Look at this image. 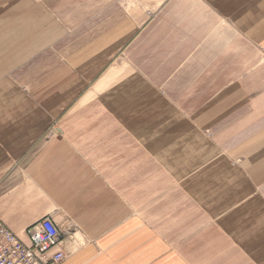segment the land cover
<instances>
[{
  "label": "crops",
  "instance_id": "crops-1",
  "mask_svg": "<svg viewBox=\"0 0 264 264\" xmlns=\"http://www.w3.org/2000/svg\"><path fill=\"white\" fill-rule=\"evenodd\" d=\"M57 264H264V0H0V221Z\"/></svg>",
  "mask_w": 264,
  "mask_h": 264
},
{
  "label": "built area",
  "instance_id": "built-area-1",
  "mask_svg": "<svg viewBox=\"0 0 264 264\" xmlns=\"http://www.w3.org/2000/svg\"><path fill=\"white\" fill-rule=\"evenodd\" d=\"M64 236L50 215L29 224L25 238L0 221V264H57L68 255Z\"/></svg>",
  "mask_w": 264,
  "mask_h": 264
}]
</instances>
